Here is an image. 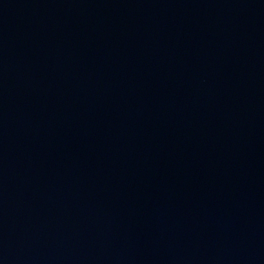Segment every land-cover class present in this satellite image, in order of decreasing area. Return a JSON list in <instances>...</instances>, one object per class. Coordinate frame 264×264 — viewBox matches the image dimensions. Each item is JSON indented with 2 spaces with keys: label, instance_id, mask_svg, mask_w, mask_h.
<instances>
[{
  "label": "water",
  "instance_id": "1",
  "mask_svg": "<svg viewBox=\"0 0 264 264\" xmlns=\"http://www.w3.org/2000/svg\"><path fill=\"white\" fill-rule=\"evenodd\" d=\"M0 264H264V0H0Z\"/></svg>",
  "mask_w": 264,
  "mask_h": 264
}]
</instances>
